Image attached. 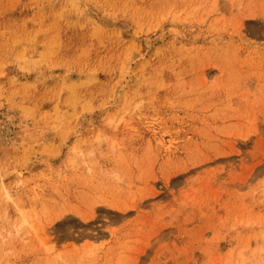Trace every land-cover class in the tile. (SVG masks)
<instances>
[{
	"label": "rangeland",
	"instance_id": "obj_1",
	"mask_svg": "<svg viewBox=\"0 0 264 264\" xmlns=\"http://www.w3.org/2000/svg\"><path fill=\"white\" fill-rule=\"evenodd\" d=\"M0 264H264V0H0Z\"/></svg>",
	"mask_w": 264,
	"mask_h": 264
},
{
	"label": "bare ground",
	"instance_id": "obj_2",
	"mask_svg": "<svg viewBox=\"0 0 264 264\" xmlns=\"http://www.w3.org/2000/svg\"><path fill=\"white\" fill-rule=\"evenodd\" d=\"M42 231H43V232H41L42 234L47 232V230H46V229H43ZM38 235H39V234H38Z\"/></svg>",
	"mask_w": 264,
	"mask_h": 264
}]
</instances>
